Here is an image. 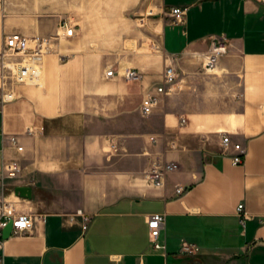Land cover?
<instances>
[{
  "label": "crops",
  "instance_id": "0c3cea01",
  "mask_svg": "<svg viewBox=\"0 0 264 264\" xmlns=\"http://www.w3.org/2000/svg\"><path fill=\"white\" fill-rule=\"evenodd\" d=\"M175 7L187 9L182 24ZM62 20L75 36L45 59L41 86L0 100V177L21 166L0 196L34 219L3 240V264H264V0H0V50L9 34L51 38ZM216 37L229 51L206 72ZM169 65L177 82L145 117ZM129 69L143 80L127 82ZM224 135L244 147L243 165ZM166 164L178 169L157 188L147 173ZM80 211L92 217L86 232ZM153 214L166 217L165 251L153 248Z\"/></svg>",
  "mask_w": 264,
  "mask_h": 264
},
{
  "label": "built area",
  "instance_id": "2783aa9c",
  "mask_svg": "<svg viewBox=\"0 0 264 264\" xmlns=\"http://www.w3.org/2000/svg\"><path fill=\"white\" fill-rule=\"evenodd\" d=\"M187 9L172 8L169 12L174 24H182L185 21ZM76 26L69 20H62L57 33L51 38H28L22 34L14 33L4 37L2 49L0 50V91L1 102H13L16 99L14 88L18 85L41 86L43 75V64L48 56L56 54V43L63 38H71L75 36ZM229 51L228 44L224 37L213 38L210 48L206 55L204 69L206 72L216 70L220 59ZM121 75L114 70L106 73L107 78H115ZM122 77L127 82H140L144 75L136 70L129 69L122 73ZM178 74L173 65L166 67L162 86L156 89V93H149L145 97L141 113L147 117L152 114L153 109L158 106L160 96L171 90L170 88L176 84ZM28 134L32 130L27 131ZM10 143L16 146L18 151H23V147L19 146L18 138L12 136L9 138ZM223 146L225 149L233 148L235 154L232 162L235 166H241L244 163L246 151L241 144L233 143L230 136H223ZM178 169L176 164L156 165L148 173L147 179L157 187L165 186L167 175ZM21 173L19 162L12 161L4 166L0 183L4 184L6 180H15ZM178 196H183L186 190L179 186L176 189ZM237 214L241 225L245 226L248 220V214L243 204L238 206ZM83 220V231H88L92 222V217L78 212ZM9 222H12V235H25L32 230L34 219L31 215H16L13 205L0 196V246L3 247V231ZM166 217L164 214H153L148 217V229L150 232L153 248L156 251H165L166 246L158 242L161 229L164 227ZM195 246L184 242L181 246L180 253L183 255L193 254ZM0 264H3V258L0 255Z\"/></svg>",
  "mask_w": 264,
  "mask_h": 264
},
{
  "label": "water",
  "instance_id": "95a60500",
  "mask_svg": "<svg viewBox=\"0 0 264 264\" xmlns=\"http://www.w3.org/2000/svg\"><path fill=\"white\" fill-rule=\"evenodd\" d=\"M16 193L21 195L24 198H30L31 197V189L30 188H18L16 190ZM12 222H9L8 225L5 227L3 231V239L7 240L12 236Z\"/></svg>",
  "mask_w": 264,
  "mask_h": 264
}]
</instances>
